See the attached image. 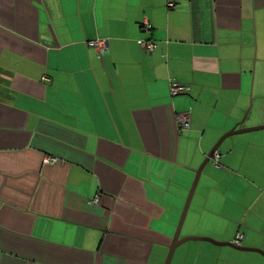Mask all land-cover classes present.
I'll return each mask as SVG.
<instances>
[{
	"label": "crops",
	"instance_id": "crops-1",
	"mask_svg": "<svg viewBox=\"0 0 264 264\" xmlns=\"http://www.w3.org/2000/svg\"><path fill=\"white\" fill-rule=\"evenodd\" d=\"M262 126L264 0H0V264H164L210 151ZM215 153L180 238L264 252V129ZM170 264L264 257L187 241Z\"/></svg>",
	"mask_w": 264,
	"mask_h": 264
},
{
	"label": "water",
	"instance_id": "water-1",
	"mask_svg": "<svg viewBox=\"0 0 264 264\" xmlns=\"http://www.w3.org/2000/svg\"><path fill=\"white\" fill-rule=\"evenodd\" d=\"M259 129H264V126L259 127V128H253L251 130H240V131L233 130L229 134H227L226 136H224L222 138V140L225 139V138H227V137H229V136H231V135H234V134L243 133V132H246V131L259 130ZM222 140H220V142H218L213 147V149L208 154L207 158L204 160V162L202 163V165L200 166V168L195 173V178H194L193 184H192L191 189H190V192L188 194V198H187V201L185 203L184 209L182 211V214H181V217H180V220H179V223H178L176 232L174 234L173 240L171 242V245L169 246L168 255H167V258H166L164 264H170L171 263V260L173 258L174 252L177 249V247H179L180 245H182L183 243H185L187 241H205V242H209V243H211V244H213L215 246H227V247H231V248H234L236 250H239V251L255 252V253H258V254H260V255H262L264 257V252L261 251V250H259V249L244 248V247H241V246H237L234 243L233 244L232 243H218V242H215V241H213L211 239L199 238V237H188V238H182V239L180 238V233H181V229H182V226H183L185 217H186V213L188 211L189 204H190L192 195L194 193V190L196 188V185L198 183V180H199L201 171L205 167V165L208 163V161L210 160V158L212 157V155L214 154V152L217 151V149L219 147V144L221 143Z\"/></svg>",
	"mask_w": 264,
	"mask_h": 264
},
{
	"label": "built area",
	"instance_id": "built-area-1",
	"mask_svg": "<svg viewBox=\"0 0 264 264\" xmlns=\"http://www.w3.org/2000/svg\"><path fill=\"white\" fill-rule=\"evenodd\" d=\"M169 6H172V3H170ZM142 25H143L144 29H146V30L150 29V25L148 24L147 21H144ZM140 44L148 52H151L155 48V44L151 41L143 40L140 42ZM87 46L90 48H93L98 55L102 56V54L107 49V42L104 40H99V41L95 40V41L88 42ZM186 91H187V87H185V86H181V85L173 84V83L170 85V93L172 96L183 95ZM189 120H190V117H189L188 112L178 113V114H175V116H174L175 125L180 130H188L189 129ZM213 157H214L215 165L218 166V164H219L218 154H216V153L213 154ZM43 161L46 164H50V163H55L57 160L55 158H52V157H45L43 159ZM95 202H97V199H95ZM242 238H243L242 235H238L236 240L233 243L237 246H240L239 241L242 240Z\"/></svg>",
	"mask_w": 264,
	"mask_h": 264
},
{
	"label": "rangeland",
	"instance_id": "rangeland-1",
	"mask_svg": "<svg viewBox=\"0 0 264 264\" xmlns=\"http://www.w3.org/2000/svg\"><path fill=\"white\" fill-rule=\"evenodd\" d=\"M181 235H182V231H181V233H180V236H181ZM182 238H183V237H182ZM182 238H181V239H182Z\"/></svg>",
	"mask_w": 264,
	"mask_h": 264
}]
</instances>
